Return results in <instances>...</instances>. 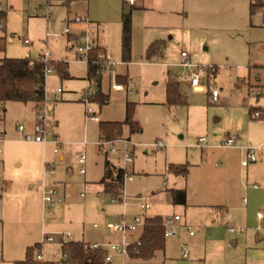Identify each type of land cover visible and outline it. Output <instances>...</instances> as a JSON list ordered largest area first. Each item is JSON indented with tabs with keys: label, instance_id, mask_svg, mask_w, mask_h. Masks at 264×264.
Segmentation results:
<instances>
[{
	"label": "rangeland",
	"instance_id": "obj_1",
	"mask_svg": "<svg viewBox=\"0 0 264 264\" xmlns=\"http://www.w3.org/2000/svg\"><path fill=\"white\" fill-rule=\"evenodd\" d=\"M249 2L186 0L187 7L181 11L173 0H137L131 11L130 60L124 61L121 47L124 0H79L75 5L77 16L72 15V22L67 21V7L62 3L49 7L47 12L46 0H0V11L6 13V31L0 29V37H5L6 44L0 57L37 58L47 46L54 59L53 64L68 62L71 75L61 77L54 71L45 79L47 99L56 88L63 90L59 102H48V113L50 120L57 121L55 131L63 142L64 160L55 165V173L63 183L57 188L66 197L43 214L40 207L36 223L40 242L44 234L69 233L73 238L72 233L75 232L94 234L104 228L108 230L107 224L115 222L116 216L123 212L125 205L121 201H113L109 195L98 193L102 190L100 180L104 158L95 146L99 140V122H85L84 119L82 95L89 88L95 91L94 87L99 83L100 92L107 96L103 102H91L99 121H123L126 103H134V120L138 121L142 131L130 134L128 127H123L122 136H131L130 142L134 145L133 162L127 165L133 179L125 181L124 192L129 197L139 196L142 203L150 204L147 213L158 209L166 217L173 213L181 215V207L169 201L168 189L185 187L186 179L193 184L199 181L201 164L212 166L229 155L235 165L237 156L234 151L198 148L199 138H205L204 144L217 147L226 134H239L244 142L252 145L264 141L263 121L252 119L248 113L251 106H264L263 15L261 8L251 15ZM79 15L83 18L80 22L76 20ZM89 21L100 26L99 43L106 50L95 45L90 55L107 52L115 63L116 74L128 75L127 92L112 89L114 82L120 83L118 79L114 80L113 70L110 71L112 75L108 71L97 73L99 80L86 79L87 63L76 56L79 40L77 38L74 45L64 30L69 28L73 32L72 23L84 25L85 30ZM26 38L29 44L23 42ZM156 40L164 41L163 56L147 59L146 49ZM181 51L188 54L190 63L212 66L213 69L209 81L203 79L204 91H191L179 81L187 104L168 106L165 104L167 75L173 78L186 71L179 66ZM256 83L263 87L260 89ZM212 89L219 92L216 102L208 100L207 91ZM253 90L260 94L258 98L251 94ZM5 104V117L10 129L15 123L23 124L24 117H31L34 112L30 103L6 101ZM215 118L219 120L215 121ZM84 140L89 142L85 152L81 145ZM156 141H161L164 148L153 147ZM29 146L8 142L2 147L0 157L4 161L6 176L22 178L29 174L33 161ZM258 152L260 160L249 166L255 174L251 173L243 184L256 183L259 187L244 193L241 187L237 188L236 182L229 186L232 198L229 224L234 228L233 234H243L253 241H257L256 212L264 210V183L256 177L258 172L264 174V149ZM83 153L86 155L84 177L78 174L80 166L77 163ZM109 156L113 158L112 154ZM119 162L122 164V159ZM170 164H188L190 169H194L190 170L187 178H175L168 171ZM1 170L3 167L0 165ZM81 192L85 193L84 197H80ZM242 196H247L246 206L241 201ZM138 202L127 199L126 214L129 218L141 215ZM66 203L68 206L61 209ZM42 218L45 226L39 228ZM93 225H98L99 229H94ZM52 226L58 231H52ZM259 234L262 235L259 248L263 250L264 231ZM43 250L48 251L50 260L63 264L58 241L44 243Z\"/></svg>",
	"mask_w": 264,
	"mask_h": 264
},
{
	"label": "crops",
	"instance_id": "obj_2",
	"mask_svg": "<svg viewBox=\"0 0 264 264\" xmlns=\"http://www.w3.org/2000/svg\"><path fill=\"white\" fill-rule=\"evenodd\" d=\"M78 1L79 0H49V1L46 0L45 7L48 12L49 7L53 5H57L59 3L64 4L67 7V11H68L66 15V19L68 22H72L71 19L74 16H77L75 12V5ZM173 1L175 2V5L177 6L178 10L183 11L186 9L187 7L186 0H173ZM263 6L261 7V9L263 8ZM88 12L89 11L87 9L86 15ZM4 15L6 17L5 12ZM85 17L86 16L84 15V19ZM95 24L98 23L89 21V24L85 25V27L88 28L89 32L91 31L90 35L93 43L97 47L105 50V48L102 47L99 43L100 36L98 34H100V26ZM72 27L74 28L73 32L66 33L64 31V33L67 34V39L69 41L71 42L74 41V45H75V40L78 38L79 34L82 31H84L83 30L84 25H80V23H72ZM4 31H6V29ZM29 43H25V44H29ZM45 48H47V46ZM76 56L79 58V54L77 52H76ZM24 58H29L30 60L35 59L30 57H24ZM51 60L54 61V59L52 58ZM61 63L64 66V71L66 72V75L64 77H70L71 75L68 71V62L63 61ZM114 68H113V72H115L114 80L115 78L118 79L119 82L124 85L125 90L127 92V90L129 89L127 83L129 80L128 75L116 74ZM111 72L109 71L107 73L109 75H112ZM57 74L61 76L58 73V71ZM86 79L90 80L88 78V66H87ZM166 81H167V77H166ZM166 81H165V87H166ZM256 84L260 86V89L261 87H263L259 85V83ZM99 88H100V83H99ZM113 90L116 92H121V90H115V89ZM62 94H61V98L58 101L52 103L59 102L62 99ZM259 95L260 94L258 93V96ZM258 96L256 97L258 98ZM27 103L31 104V107L34 112L31 117H26V118L24 117V120H22V122L24 125L25 132L27 134H31L33 131V124L35 119V107H36L35 105L37 102H27ZM27 103L24 104L26 105ZM251 107H258V106H251ZM259 107H264V106H259ZM249 109H248V113H249ZM5 116H6V104L3 115L0 117V129L3 131L5 138V141L0 146V154L2 147H4V145L8 142H10L11 144L26 143L30 145L29 146V149L31 150L30 159H33V161L31 162L32 167L30 169L29 174L26 177L15 178L12 176L9 177L5 175L6 170L4 166V161L0 157V165L3 167V170L0 171V264H14L15 261H20L25 258L27 247L33 246L35 244H40L39 232L37 228L38 224H36L37 217L40 214V207H41V214H43L47 210L43 208L41 201V192H40V182L44 178L43 177L44 165L46 163L50 164L55 169V165H57V163H61L64 160V153H62L63 142L60 146L59 151L54 152L53 144L50 143L42 144L32 141L21 140L20 133L16 128L17 125L20 123L13 124L10 129ZM48 119H49V125L58 136L57 132L55 131V128L57 126V121L50 120L49 113H48ZM218 120H219L218 118H215V121ZM88 121H92V120H85V122ZM261 121H263L264 123V120ZM141 131H142V127H141ZM235 135L239 136V134H232V135L226 134L225 139L229 136H235ZM98 136L100 139L101 137H100L99 129H98ZM122 138H127L131 140L130 139L131 136L129 137L122 136ZM224 140L221 141V144ZM88 144L89 142L85 146H83L81 143L84 152H85V147ZM221 144L218 145V147L204 144V147L202 148L216 147L225 150L230 149L234 151V154L237 156V162L235 163V165H233L232 160H230L231 158L228 155L227 156L228 158L222 159V161H220L218 164L215 163L212 166L208 165L207 163L201 164L198 170L200 174L199 181L197 182L195 181V183L193 184L191 183L190 179H186L187 181H185L184 183L185 187L183 186L176 187V188L185 189L186 191L185 204H174L172 202L171 195L169 193V201H171L173 205L181 207V211H182L181 215L173 213L166 217L161 213V211H158V209H152L151 212L147 213V211L151 207L150 204L146 210H142L140 208V203H142V201L140 200L139 196L129 197L128 195L125 194L127 199H131L136 202L140 201L137 203V205L139 210L141 211V215H143L144 217L161 216L164 220V223H166L168 219H173L171 223L165 224V229L174 230L175 235L164 237L163 248L156 250L153 256L149 259L134 258L131 257L129 254L125 259H122L120 256L114 254L113 256L114 264H264V248L263 250L259 248V246H262L261 245L262 235H260L259 233L264 231V228L263 227L261 228V226H263L264 223L263 222L261 223L257 218L258 225L255 228V231L257 232L256 233L257 241L256 240L253 241L252 239L248 240L243 236V234H233L235 232L234 228L233 226H231V224H229V220H230L229 210L232 206L230 205L232 198H231L229 186L232 183L236 182L237 188L241 187L244 193H246L247 190L250 188L257 189L259 187L256 183H255L257 185L256 188L252 187L251 186L252 184H248V183L243 184L245 183L243 182V180L249 178L251 173L255 174V170L250 169L249 166L257 163L260 160L258 151L264 149V141L260 142L257 145L254 144L252 145L251 143L244 142L242 137L239 136V138L236 140V144H235L236 146L234 147H222ZM244 145L259 147L256 150L257 161L249 164L247 167H242L240 164L241 159L243 158V151L239 148V146H244ZM49 151H51L53 155L51 153L49 154ZM112 155L113 158L109 156V154H104V158L102 162V174H104L105 160L109 161L113 166L116 167H120L122 165L121 162H119V160L121 161L122 159L121 153L118 152ZM191 169L194 168L191 167ZM191 169L188 167L187 175L184 177L177 176L174 174L172 175H174L175 178H179V177L187 178V176H189L191 173L190 172ZM85 175L86 172L84 175L81 176L84 177ZM256 177L264 183V174L258 172L256 174ZM60 180L61 179L56 178V173L53 176L50 175L46 176V183L48 185H54L56 187L63 186V183ZM86 182L90 183V180H87ZM245 185H249V186L245 187ZM102 190L101 192L98 193H102ZM80 197H84V196H80ZM243 198H246V202L243 201ZM112 200L115 201L113 198ZM241 201L243 205L246 206L248 202L247 196H242ZM67 206L68 203L63 205L61 209L63 208L65 209ZM127 206L128 203L126 200V205L124 206L123 212L127 211ZM257 212H256V217H257ZM120 214H118L116 217H118ZM175 215H178L179 219L175 220L174 219ZM44 221L45 220H43L42 218L41 224L39 223V228L45 226L43 224ZM93 228L99 229L98 225H93ZM229 228H232V230H229ZM51 230L58 231L57 227H53V226L51 227ZM141 230L142 228H139L136 232L131 233L128 236V240L131 242L137 240L141 233ZM189 230H192L193 234H189ZM72 236L74 237L70 238L71 237L70 235V237L66 240V242L82 241L89 245L94 243L106 245L109 242H118L121 239L120 234L113 233L109 228L108 230L105 228L101 229L100 231L94 232V234H90L84 231L81 233L75 232V234L72 233ZM55 241H58L60 244V252H61L60 261L63 264H70L67 261H65L62 256V245L64 243L62 237L56 235L54 241L45 242V243L50 244V243H54ZM40 249L42 252V246ZM36 250H34L33 252V257L35 260H36ZM184 251L186 252V256H183ZM42 261L44 263L57 264L55 261L49 259L47 250H43L42 252Z\"/></svg>",
	"mask_w": 264,
	"mask_h": 264
},
{
	"label": "built area",
	"instance_id": "obj_3",
	"mask_svg": "<svg viewBox=\"0 0 264 264\" xmlns=\"http://www.w3.org/2000/svg\"><path fill=\"white\" fill-rule=\"evenodd\" d=\"M49 1V0H48ZM137 0H124V3L126 5H135ZM263 13V20H264V6L262 8ZM79 22L83 20L82 17L76 18ZM5 19L0 16V29L4 30L5 28ZM66 33L70 32L69 28H66L64 30ZM78 42L76 44V52L79 54V58L83 59L88 62L94 64L96 66V72L101 73L105 71H112L115 63L111 59V56L107 52H100L95 54V56H91L90 54L94 50L95 44L92 41L90 32L88 28H86L84 31H82L78 36ZM24 43H29L28 39H24ZM180 62L179 66L184 68L186 71L184 73H180L179 75H174L173 79L179 81H182L185 83L191 91H204V83L203 79H207L209 81V75H211V70L213 69L212 66H202V65H194L190 63L188 59V54L185 51L180 52ZM41 60L45 63L44 68V76H46L50 72L56 71L55 65L53 64V61L51 60V53L47 48H45V51L40 54L37 58L30 60V65H33L34 61ZM262 67H264V62L262 64ZM113 89L115 90H125V87L121 83L114 82L112 84ZM63 90L62 88L58 87L55 90L51 92V96L49 99L46 98L45 93V85L43 88V99L38 101L36 103L35 107V119L33 124V131L31 134H27L24 130L23 124L17 125V130L20 133V139L24 141H32L42 144H53L54 152L59 151L60 146L62 142L60 141L59 137L56 135V133L53 131L51 126L49 125V119H48V102H56L61 98ZM208 93V100L210 102H216L219 99V92L217 89H212L211 91H207ZM251 94L254 96H258V93L253 90L251 91ZM94 97V90L93 88H89L86 90L82 95V102L85 105L84 113H85V120H92V121H99V117L97 115L96 110L92 106V100ZM5 101L0 99V117L3 115V112L5 110ZM252 119L254 120H260V113L259 111H253L251 114ZM239 138V136H229L227 137L221 144L222 147H234L236 146V140ZM5 141L3 131L0 129V146ZM204 141L205 138H199L196 147L202 148L204 147ZM83 146H85L88 142L86 140L81 142ZM119 144V146L117 145ZM95 145L98 148V151L102 154H116L118 152L121 153L122 158V165L120 168L123 169V181L120 187V197L119 200L124 205H126V195L124 192V184L125 181H130L133 179V174L131 172H128L127 165L133 162V151H134V145L130 142L127 138H116L113 140H106L104 138H100ZM155 148H164V145L161 141H156L152 144ZM239 148L243 151V158L241 159V166L247 167L249 164L254 163L257 161V155L256 150L259 147L251 146V145H244L239 146ZM78 164L80 165V168L78 169V172L80 175H84L86 172L85 169V161H86V155L83 153L78 158ZM55 174V169L50 164L44 165V173H43V180L40 182V192H41V201L44 209H52L57 204L64 201L66 195H62L59 189L54 185H48L46 183V176L50 175L53 176ZM248 187L249 185H245V187ZM252 187L256 188V184H252ZM80 196H84V192L80 193ZM243 201L246 202V198H243ZM140 208L142 210H146L148 208V204L146 203H140ZM257 218L262 223H264V211L257 212ZM174 219H179L178 215L174 216ZM173 219H168L165 224L171 223ZM144 224V216L140 214H136L131 216L130 218L127 216L126 212H122L113 223L107 224V227L116 234H120L121 239L118 242H109L106 245L94 243L91 244V247L94 249H105L106 254L104 257V264H114L113 256L118 255L122 259H125L128 256V246L130 244L135 243L128 240V236L136 232L139 228H142ZM260 227V226H259ZM264 228L261 226V228ZM229 230H232V228H229ZM189 234H193L192 230H189ZM56 235H59L63 238V242H66V240L70 237L69 233H50V234H44L43 239L41 240L39 247L36 250V260L38 262L42 261V252H41V246L45 242H51L54 241L56 238ZM175 232L174 230L165 229L164 231V237L168 236H174ZM183 256H186V252H183Z\"/></svg>",
	"mask_w": 264,
	"mask_h": 264
},
{
	"label": "trees",
	"instance_id": "obj_4",
	"mask_svg": "<svg viewBox=\"0 0 264 264\" xmlns=\"http://www.w3.org/2000/svg\"><path fill=\"white\" fill-rule=\"evenodd\" d=\"M126 5V4H125ZM264 5V0H250L249 12L254 14ZM127 6V5H126ZM134 5H131V11ZM125 8V7H124ZM131 11L122 15L121 22V47L124 61L130 60L131 50ZM0 16L5 18L4 12ZM5 30V28H4ZM5 37H0V51L5 50ZM164 41L156 40L151 42L146 49V58L152 59L162 56ZM56 70L61 76H65L64 66L60 62L55 63ZM88 66V78L99 80L96 66L90 62ZM45 63L41 60L34 61L30 65L29 58H0V99L6 101H19L23 103L38 102L43 99V88L45 85L44 76ZM93 100L103 102L107 96L99 90V84L95 86ZM165 104L168 106L186 105V97L182 95L179 82L167 76L165 88ZM259 111L260 120H264V107H250L249 114ZM127 126L129 133L141 131L140 124L134 120V103L127 102L125 106V118L123 121H99L98 129L100 137L106 140L119 138L123 134V127ZM168 171L177 176H186L188 172L187 164L168 166ZM123 169L113 166L109 161H104V174L100 183L102 193L111 198L119 199L120 187L123 181ZM172 202L174 204H185L186 191L184 188L169 189ZM164 220L161 216L144 217V224L138 240L128 246V254L139 259H149L154 252L164 246ZM39 244L26 248L25 258L15 261L14 264H41L33 257V252ZM105 249H94L91 245L82 241L64 242L62 245V256L70 264H101L104 263ZM52 264V263H43Z\"/></svg>",
	"mask_w": 264,
	"mask_h": 264
},
{
	"label": "water",
	"instance_id": "obj_5",
	"mask_svg": "<svg viewBox=\"0 0 264 264\" xmlns=\"http://www.w3.org/2000/svg\"><path fill=\"white\" fill-rule=\"evenodd\" d=\"M131 11V7L129 5L125 6L124 13L127 14Z\"/></svg>",
	"mask_w": 264,
	"mask_h": 264
}]
</instances>
